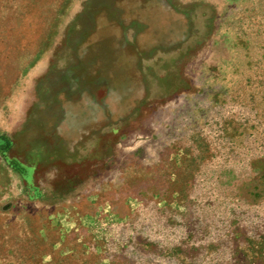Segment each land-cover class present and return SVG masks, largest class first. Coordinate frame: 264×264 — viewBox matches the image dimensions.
Here are the masks:
<instances>
[{
    "label": "rangeland",
    "instance_id": "374dc122",
    "mask_svg": "<svg viewBox=\"0 0 264 264\" xmlns=\"http://www.w3.org/2000/svg\"><path fill=\"white\" fill-rule=\"evenodd\" d=\"M0 264H264V0H0Z\"/></svg>",
    "mask_w": 264,
    "mask_h": 264
}]
</instances>
